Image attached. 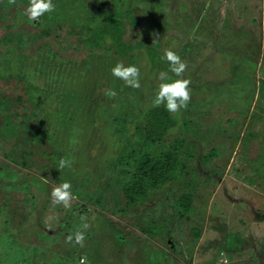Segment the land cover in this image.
Here are the masks:
<instances>
[{
  "label": "rangeland",
  "instance_id": "374dc122",
  "mask_svg": "<svg viewBox=\"0 0 264 264\" xmlns=\"http://www.w3.org/2000/svg\"><path fill=\"white\" fill-rule=\"evenodd\" d=\"M83 1L85 18L120 11L122 48L109 37L98 47L80 21L77 27H54L47 13L30 21L25 14L29 0H0V211L12 220L8 232L0 220V264H24L25 259L30 264H264V0ZM200 9L206 12L199 18L207 19L189 35ZM100 26L112 30L111 24ZM165 49L187 63L180 77L162 59ZM19 54L28 62L42 58L50 63L49 77L34 75L43 86L55 88L53 114L68 119L61 120L65 128L59 125L51 141L31 132L44 106L32 101L29 77L18 67L14 74ZM89 56L99 61L92 64L85 86L86 70L77 66ZM111 56L114 62L103 67ZM117 63L140 69L139 89L112 75ZM162 71L169 80L159 79ZM176 79L191 81L197 107L180 113L190 131L179 124L163 142L173 147L176 139H196L188 147L192 156L185 176L152 192L144 203L127 205L121 183L130 174L120 159L111 165L122 151L118 137L125 134L117 133L111 119L121 116L124 105L153 106L159 84ZM107 89L117 95L106 97ZM84 100L106 103L110 115L99 107L84 109ZM139 116L131 119L137 123ZM105 118L110 121L99 126ZM55 151L60 153L54 160L50 153ZM61 158L71 167L59 169ZM34 177L47 183V194L34 185ZM69 178L76 190L71 188L74 199L65 209L52 202L51 192ZM187 191L194 197L192 212L189 219H179L176 197ZM84 223L90 225L87 230ZM76 231L84 232L83 247L67 242Z\"/></svg>",
  "mask_w": 264,
  "mask_h": 264
},
{
  "label": "trees",
  "instance_id": "16d2710c",
  "mask_svg": "<svg viewBox=\"0 0 264 264\" xmlns=\"http://www.w3.org/2000/svg\"><path fill=\"white\" fill-rule=\"evenodd\" d=\"M55 11L47 13V19L53 22V26L56 27L57 25L59 28L60 26L72 24L74 27H77V22L82 23L79 27H83L86 30V34L90 35L92 39L95 41L98 47H101L105 42V37H109L111 39V44L118 46L119 40L122 33V23L119 19L120 11L116 12H109L105 11L102 12L99 15H89L86 17V14L83 15V13L87 9V4L83 0H55ZM103 2H106V0H103ZM113 3V0H112ZM105 3H103L104 5ZM116 7V6H115ZM212 7L208 8L207 10L210 11ZM206 10V9H205ZM205 10H198L197 13H195V18L197 20H194L193 22L197 24H193L192 27H190L189 35L194 33L197 28L200 26V29L202 27V24L204 22V19H207L205 16H201L199 18V13L202 14ZM130 12L129 10L123 11L122 14L127 15V13ZM206 12V11H205ZM204 18V19H203ZM82 19V21H81ZM88 19V20H87ZM199 19V20H198ZM84 20L89 26H87L86 23H84ZM199 21V22H198ZM201 22V24H200ZM84 24V25H83ZM100 24H111L112 30L109 31L107 29H100ZM79 25V24H78ZM50 27L49 30H54V27ZM82 31V29H80ZM120 46V45H119ZM122 48V46H120ZM117 48V51L119 52V49ZM134 56L131 55V60ZM49 58V57H46ZM111 60V61H110ZM95 61H99L96 57L89 56L88 59H85L82 64H79L77 68H79L78 71L81 69L86 70V72L82 71V80H87V74H89V71L92 70V64L95 63ZM112 62H114V58L111 57H105V59L101 62L103 67H107ZM135 62V61H134ZM45 64V65H44ZM50 64V63H49ZM48 63H44L43 59H32L31 61L26 60V56L24 55H18L14 57V74L16 73V67L19 68L20 72L24 73L25 77H29L30 83H28V90L31 94V99L34 102H38L39 104H42L44 108L37 114L35 121L33 124H35L36 127L34 133V137H43L46 136L50 139H54L52 137L55 129L59 128H65L64 121L67 119V114H64L63 116H56L53 114V109H55V106L53 107L52 101L50 98L51 91L55 89L48 88L47 86H43V84H40L38 79L35 77V73H39L42 75H45L44 79L46 77H49L47 74V68L49 66ZM83 67V68H82ZM29 68V69H28ZM1 69V66H0ZM37 71V72H36ZM77 71V72H78ZM74 72V71H73ZM84 73L86 75H84ZM77 77V73H76ZM86 78V79H85ZM43 79V78H42ZM49 79V78H48ZM251 83L250 81H247V83ZM253 82V80H252ZM89 83V82H88ZM88 83L85 84L88 85ZM109 83V81H108ZM84 86V88H85ZM109 86V85H108ZM120 89V87H118ZM117 93V92H116ZM108 97V96H106ZM84 109H89L90 112L93 111V109H99L102 108L101 111L104 113L105 116H109L110 113L108 110L109 105H105L106 103H88L84 100ZM195 101L192 99L190 100L188 107L186 109H181L179 113H169L164 105H161L159 107L156 106H150L148 108H141V106H133V105H124L123 108H121V116L116 117L113 116L111 121H114L113 123H117L118 127H115V130L120 133L125 134V137L128 139V142L124 140L125 137L119 138L118 141L122 143V151L117 154V158L112 160L111 165L115 164V160L120 159L121 164H123L126 167V170L123 169V171L128 172L130 175L128 178L122 181L121 183V190L124 197V200L127 205H137L142 204L145 201L148 200V198L156 191L162 189L168 184H171L173 182L181 181L185 175H183V171L187 168L186 161L192 156V154H189L188 147L190 144L197 142L195 138L190 139L189 141L186 139L178 140L176 139V145L173 147H168L164 141L165 137L168 135L170 130H173L179 126V124L183 125V128L187 131H190L188 129L189 124L187 122H182L183 119L180 118V113L183 115L186 112L189 111V114L194 108L197 107V105L194 104ZM64 104L61 103L60 106L62 107ZM111 105V104H110ZM103 106V107H102ZM99 107V108H98ZM63 109L65 110L64 113H68L67 110H70L67 108V106H63ZM140 110L142 112H140ZM135 113L140 114L138 122L135 123L134 120H132L131 116L135 115ZM66 119L64 121H61L63 118ZM126 117H130L129 119H126ZM57 118V120H56ZM110 121L109 118H105L102 121H99V126L106 125ZM134 125L132 131L130 130V126ZM61 127H60V126ZM198 126L197 123L193 124L192 129L196 128ZM30 127V125H23V128L25 129ZM191 129V130H192ZM192 132V131H191ZM119 133V135H120ZM195 135H198V132H193ZM124 140V141H123ZM51 141V140H50ZM128 143V144H127ZM131 147L130 151L128 153V148ZM57 148V147H56ZM55 148V150H56ZM140 149V151H138ZM215 153V151H212ZM60 153L59 151H55L54 153H50V156L54 158L56 157V154ZM212 154V153H211ZM205 158V157H204ZM202 159V158H201ZM57 160V158H56ZM34 182H36L34 185L38 184L45 190V194L48 193L49 186L47 183H44L43 181H40L38 179H35V177L32 179ZM71 180L70 178L66 181L68 182ZM21 185L24 187V185L21 183ZM45 185V186H44ZM73 186V185H72ZM72 190H76V187H71ZM153 192V193H152ZM152 193V194H151ZM151 194V195H150ZM193 194L191 192H184L181 195H178L176 197V211L178 214L179 219H189L190 213L192 212V204L193 201ZM99 204V203H98ZM32 207V204L29 203L28 206ZM83 209H85L83 207ZM44 208L42 209L43 213ZM28 211V210H27ZM29 214L31 211H28ZM0 217L1 220V226L4 224L6 225L7 229L5 231L8 232V230L11 227V215H8L6 218L4 212L2 210L0 211ZM15 227V226H14ZM6 232L5 235L8 233ZM8 236V235H7ZM15 236V234H14ZM200 232H195L196 240L199 239ZM39 248V247H38ZM37 249V248H36ZM36 252V251H35ZM261 252V251H259ZM257 256L256 254H254ZM252 256V254H251ZM254 256V257H255ZM4 257V254L3 256ZM253 257V258H254ZM25 259V258H24ZM28 260V259H27ZM29 261V260H28ZM0 263H3L1 260ZM24 264H30L26 262V259L24 261Z\"/></svg>",
  "mask_w": 264,
  "mask_h": 264
},
{
  "label": "clouds",
  "instance_id": "9594fccd",
  "mask_svg": "<svg viewBox=\"0 0 264 264\" xmlns=\"http://www.w3.org/2000/svg\"><path fill=\"white\" fill-rule=\"evenodd\" d=\"M9 4H15L16 0H8ZM55 11V5L52 0H29V7L26 9L25 14L30 21H38L39 18L45 13ZM155 43V41H153ZM162 59L166 60L169 64V70L177 77H180L187 68V63L182 61L180 56L171 49H165ZM112 75L120 80H123L127 87L139 89L140 83V69L135 65L125 66L123 63H117L111 70ZM159 79L167 81L170 79L167 72H160ZM189 79H176L170 83L162 82L158 86V92L153 101L154 106L159 107L164 105L169 113H179L181 109H186L191 100V89ZM109 97L117 95L114 89H107L106 93ZM174 131V130H173ZM59 169L71 167V162L67 159L61 158L58 162ZM71 184L63 182L56 186L51 192L52 202L54 204H62L65 209L71 208V202L74 199ZM84 219V218H82ZM83 229L87 230L90 225L83 224ZM73 240L80 247L84 246L85 235L83 231H76L74 235L67 237V242L72 243ZM223 255V253H221ZM81 264H84L83 260Z\"/></svg>",
  "mask_w": 264,
  "mask_h": 264
}]
</instances>
